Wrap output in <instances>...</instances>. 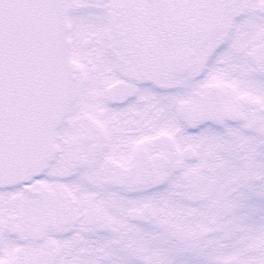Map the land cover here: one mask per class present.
Masks as SVG:
<instances>
[{
    "label": "snow or ice",
    "instance_id": "obj_1",
    "mask_svg": "<svg viewBox=\"0 0 264 264\" xmlns=\"http://www.w3.org/2000/svg\"><path fill=\"white\" fill-rule=\"evenodd\" d=\"M0 264H264V0H0Z\"/></svg>",
    "mask_w": 264,
    "mask_h": 264
}]
</instances>
